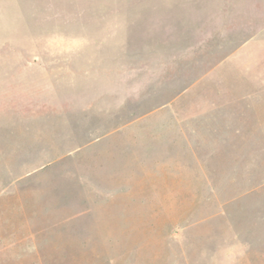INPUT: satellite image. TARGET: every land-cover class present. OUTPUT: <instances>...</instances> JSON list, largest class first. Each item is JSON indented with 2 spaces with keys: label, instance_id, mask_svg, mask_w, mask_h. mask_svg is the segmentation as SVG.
Masks as SVG:
<instances>
[{
  "label": "rangeland",
  "instance_id": "obj_1",
  "mask_svg": "<svg viewBox=\"0 0 264 264\" xmlns=\"http://www.w3.org/2000/svg\"><path fill=\"white\" fill-rule=\"evenodd\" d=\"M0 264H264V0H0Z\"/></svg>",
  "mask_w": 264,
  "mask_h": 264
}]
</instances>
